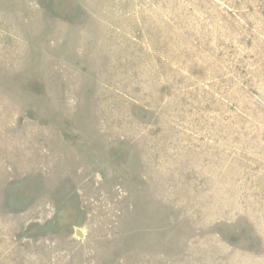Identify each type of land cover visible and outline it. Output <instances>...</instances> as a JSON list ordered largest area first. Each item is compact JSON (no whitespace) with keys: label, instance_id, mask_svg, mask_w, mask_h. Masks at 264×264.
<instances>
[{"label":"rangeland","instance_id":"obj_1","mask_svg":"<svg viewBox=\"0 0 264 264\" xmlns=\"http://www.w3.org/2000/svg\"><path fill=\"white\" fill-rule=\"evenodd\" d=\"M0 264H264V0H0Z\"/></svg>","mask_w":264,"mask_h":264},{"label":"water","instance_id":"obj_2","mask_svg":"<svg viewBox=\"0 0 264 264\" xmlns=\"http://www.w3.org/2000/svg\"><path fill=\"white\" fill-rule=\"evenodd\" d=\"M76 234H77L78 236H81V235L79 234V231H76Z\"/></svg>","mask_w":264,"mask_h":264}]
</instances>
